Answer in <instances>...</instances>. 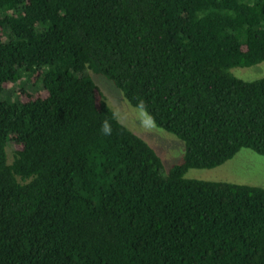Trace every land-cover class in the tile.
<instances>
[{"label":"trees","instance_id":"1","mask_svg":"<svg viewBox=\"0 0 264 264\" xmlns=\"http://www.w3.org/2000/svg\"><path fill=\"white\" fill-rule=\"evenodd\" d=\"M261 61L264 0H0V264H264V188L183 176L264 156V77L229 72ZM86 70L182 161L163 173Z\"/></svg>","mask_w":264,"mask_h":264},{"label":"rangeland","instance_id":"2","mask_svg":"<svg viewBox=\"0 0 264 264\" xmlns=\"http://www.w3.org/2000/svg\"><path fill=\"white\" fill-rule=\"evenodd\" d=\"M85 72L104 95L105 101L116 119L128 130L143 139L156 153L161 161L163 173L172 165L182 161L183 143L181 140L155 127L142 110L126 104L111 81L89 70ZM229 72L243 81L264 77V61L247 67H232ZM19 87H24L28 91L33 92L35 90L33 88L38 90L40 84L37 83L36 87L32 88L30 87L29 79L25 80L23 76L19 82L12 86V89L16 91ZM11 149V143L7 142L6 157L8 161L11 158ZM183 176L185 178L232 182L264 188V156L250 149L241 148L231 158L217 166L189 168Z\"/></svg>","mask_w":264,"mask_h":264},{"label":"clouds","instance_id":"3","mask_svg":"<svg viewBox=\"0 0 264 264\" xmlns=\"http://www.w3.org/2000/svg\"><path fill=\"white\" fill-rule=\"evenodd\" d=\"M101 131L105 135L111 134V126L107 121H104L101 125Z\"/></svg>","mask_w":264,"mask_h":264}]
</instances>
